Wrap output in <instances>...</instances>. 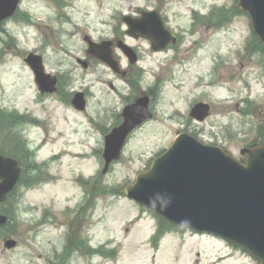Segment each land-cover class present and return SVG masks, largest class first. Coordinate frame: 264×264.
<instances>
[{"label": "rangeland", "instance_id": "1", "mask_svg": "<svg viewBox=\"0 0 264 264\" xmlns=\"http://www.w3.org/2000/svg\"><path fill=\"white\" fill-rule=\"evenodd\" d=\"M65 2L60 9L52 0H22L19 15L0 32V115L23 117L5 130L15 141L0 135V147L15 149L27 167L24 181L0 205L10 218L8 231L0 230V264H66L65 242L83 206L89 208L79 236L95 251L92 264H256L219 238L189 231L167 232L157 244L158 219L111 194L133 181L181 132L238 160L243 148L263 141L264 55L256 49L249 16L236 10L238 0ZM155 8L180 45L156 54L147 42L125 38L139 51L142 94L160 80L155 118L130 136L121 158L103 174L104 137L123 101V93L111 92L108 83L119 92L124 83L103 65L85 70L76 59L87 48L85 35L94 41L110 38L125 29L122 16ZM222 9L231 15L225 22L222 16L217 27ZM195 14L204 25L194 23ZM28 53L43 58L46 73L61 76L65 93L89 94L85 113L58 97H41L24 62ZM198 102L213 111L204 123L192 124L189 112ZM8 239L17 242L14 249L5 248ZM73 260L68 264H88L80 255Z\"/></svg>", "mask_w": 264, "mask_h": 264}, {"label": "water", "instance_id": "2", "mask_svg": "<svg viewBox=\"0 0 264 264\" xmlns=\"http://www.w3.org/2000/svg\"><path fill=\"white\" fill-rule=\"evenodd\" d=\"M21 0H0V23L14 16ZM238 10L250 16L252 31L264 47V0H239ZM127 34L142 37L155 52L176 43L157 11H143L140 17L122 18ZM87 55L93 56L119 73L111 43L97 44L86 38ZM123 53L136 62L134 51L120 44ZM25 63L33 72L41 94H53L57 79L45 73L43 59L31 53ZM84 67L86 65L84 64ZM73 107L83 112L86 100L77 93ZM208 104L195 105L190 117L204 122L210 117ZM124 122L105 137L103 174L118 161L130 134L152 119L149 99L140 98L123 112ZM239 161L220 147L201 143L187 133L180 134L169 149L152 162L149 170L140 173L121 194L170 224L196 233L211 235L238 246L249 253L257 264H264V145L241 150ZM19 163L0 155V204L8 201L21 178ZM9 218L0 213V228ZM6 249L17 242L8 239Z\"/></svg>", "mask_w": 264, "mask_h": 264}, {"label": "flooded vegetation", "instance_id": "3", "mask_svg": "<svg viewBox=\"0 0 264 264\" xmlns=\"http://www.w3.org/2000/svg\"><path fill=\"white\" fill-rule=\"evenodd\" d=\"M52 1L55 4H57L60 9H61L62 6H65V7L68 6V5H65V3H66L65 0H52ZM152 1H154L158 5L159 3H161L162 0H152ZM21 2H22V0L20 1V4H19L14 16L12 18L7 19V20L3 21L2 23H0V32H5V25H7L8 22H10L11 20L15 19L19 15ZM143 11H157L160 14L161 19L163 20L166 29L171 31L173 36L176 38V43L173 44V45H170L169 47H167V49L165 51L155 52V51L152 50L151 43L148 40H146V39H144L142 37L135 38V37L129 36L127 34L128 29H127L126 25L123 23L122 18L125 17V16L138 18V17H140L141 12H143ZM125 16H122L120 18V21H121L122 25L125 27V29L119 30V31H115L112 34V37H110V38L99 40V41H94L97 44H100V43H103V42L111 43L110 49L112 51V55H113L114 60L118 63L119 73H115L108 65L100 62L98 59L94 58L93 56L87 55V48L83 51V56L81 58H77L76 59L77 64L79 66H81L82 68H84L85 70H91V69H93V67L95 65L101 64L104 67H106L112 73V75L114 76V78L116 80H120V81H122L124 83V88L122 89V92H119V88H117L112 82L108 83V88L110 89L111 92H114L116 94L118 93V95H121L123 93L122 94V100L123 101H122V108H121L120 112L116 114V117H115L116 121H115L114 124H112L110 126V129L107 130V133H106L105 137L107 135H109L115 128L119 127L124 122V119H123L124 110L127 107L134 105L140 98L147 97L149 99V109H150V112L152 113V119L147 121V122H145L140 127H138V129L134 130L132 132V134H134V132H136L141 127H143L145 124H147L148 122L154 120V118H155V113L153 111V109H154L153 102L155 100V96H156V94H157V92L159 90V87H160V80L156 79L155 82L147 89V91H145V94H142L144 92L141 90V86H140V74L142 73L141 72L142 68L139 67V62H140L139 51H138L136 46L129 45L128 43H126L125 38L128 37L130 40L136 41V42H138V41L147 42L148 45L150 46V49H151L152 53H156V54L166 53V52L172 51V50L178 48L179 45H180L179 35L177 33H175L174 31H172L167 26L166 19L163 18V16L161 15V12L159 10H157L156 8L155 9H151V10H149V9H140L135 14L125 15ZM64 17L68 18V16H66V15ZM193 18H194V20H193L194 23H197V22L199 24L202 23V22L205 23L204 20H200L202 18L201 14H200V16L198 14H195ZM198 19H199V21H198ZM215 19H216L217 27H219L220 24H221V17L218 16V18L216 17ZM68 20H69V18H68ZM204 23H202V24L204 25ZM202 28H203V26H202ZM204 28H205V26H204ZM86 38L92 39L89 35H85L83 37V41L84 42H85ZM121 43L123 45H126L127 47L131 48L134 51L135 56H136V62L135 63H131L130 59L123 53L122 49L120 48V44ZM84 64L86 65V67H84ZM53 76L56 77V79H57L56 91L53 94H47V93L40 94L41 97L42 98H49V97H53V96L54 97H58V99L61 102L68 103V105L71 106V108H73V110H75L76 112H79L72 105V101H73L74 96L76 95L77 92L73 93V94L65 93L64 88H63L64 87V83L62 81L61 76H58V75H53ZM81 93L84 94V98L86 100V108H85V110L83 112H79V113H85L86 110H87V106H88L89 94L87 92H84V91H81ZM199 103H205V102H198L196 104H199ZM196 104H194L192 106V108ZM192 108L190 109V112H191ZM211 108H212V111H213V106L212 105H211ZM190 112H189V114H190ZM194 122L197 123L196 121L191 119V123L193 124ZM199 124H202V123H199ZM181 133H187V132H181ZM105 137H104V141H105ZM151 163H152V161L149 162V164L145 167V169L143 171L148 170L150 168V166H151ZM143 171H141V172H143ZM131 182H129V183H131ZM84 207L85 206H83L81 208V211L77 214L76 221L79 222V224L76 226L74 231H72L69 234V238H67V240L65 242L66 243L65 244L66 248H65V250L63 252V258L66 260L65 261L66 264H68L69 262H72V260L75 259L79 255H80V257L82 259L85 260V263L92 264V260L95 257V255H94L95 251L90 246V244L88 243V240L81 239L80 236H79L80 229H82V226H83L82 222H81V218L83 217L82 215L87 214L88 213L87 211H88V208H89V207L86 206V208L84 209ZM73 232H75V234H76L74 237H73V235H74ZM56 252H57V250H56ZM88 260L90 262H88ZM74 261L75 260H73V262Z\"/></svg>", "mask_w": 264, "mask_h": 264}, {"label": "trees", "instance_id": "4", "mask_svg": "<svg viewBox=\"0 0 264 264\" xmlns=\"http://www.w3.org/2000/svg\"><path fill=\"white\" fill-rule=\"evenodd\" d=\"M222 14V16L224 17V19H223V21L225 22V20L227 19V17L229 16V15H231V13L230 12H222L221 13ZM254 43H256V49H258V52H262V54H264V49H263V47H262V45L260 44V42L254 37ZM2 115H0V135L2 136L3 135V137H5V139H4V141H15V138L13 137V138H11V136L9 135V134H6L5 133V130H7V128L8 129H10V127H12V126H15V123L17 122V121H20V122H22L23 121V117H20L19 119L20 120H16L15 119V116L14 115H12V116H8V115H5V114H3V113H1ZM18 123V122H17ZM24 123V122H23ZM264 128H262L261 129V131L263 130ZM3 132V133H2ZM262 136L260 137L261 139H263V141H260V142H256V143H254V144H251V146H253V145H255V144H257V143H263L264 144V131H262ZM2 137V138H3ZM7 139V140H6ZM6 144H8L7 142H6ZM3 147H0V154H6V155H10V156H12V157H14V158H16V159H18L19 161H20V164H21V166H22V168H23V175H22V179H21V182L20 183H22L23 181H24V175H25V173H26V169H27V167H25L24 165H23V163H22V161L20 160V157H18L16 154H15V149L13 150V148H8L7 150H9V151H6V150H4V148L2 149ZM9 152V153H8ZM110 193V192H109ZM111 194L112 195H118L119 194V191L118 190H113L112 192H111ZM159 221H160V225H161V227L159 228V230H158V232H157V234H156V236H155V238H154V242H159V240L161 239V237L166 233V232H170V231H174V230H176L177 228H175L174 226H172V225H170L169 223H167V222H165L162 218H159ZM9 227H10V223H9V225L6 227V228H4V229H0V230H6V231H8V229H9ZM97 253V252H96Z\"/></svg>", "mask_w": 264, "mask_h": 264}]
</instances>
